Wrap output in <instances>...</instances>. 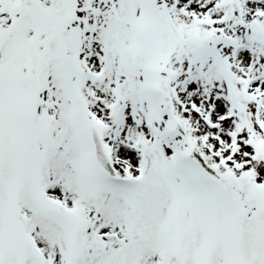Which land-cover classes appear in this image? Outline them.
Wrapping results in <instances>:
<instances>
[{
	"label": "snow or ice",
	"instance_id": "snow-or-ice-1",
	"mask_svg": "<svg viewBox=\"0 0 264 264\" xmlns=\"http://www.w3.org/2000/svg\"><path fill=\"white\" fill-rule=\"evenodd\" d=\"M0 264H264V0H0Z\"/></svg>",
	"mask_w": 264,
	"mask_h": 264
}]
</instances>
